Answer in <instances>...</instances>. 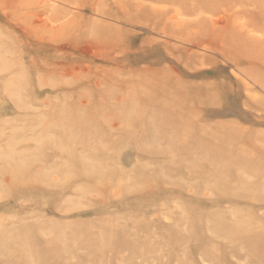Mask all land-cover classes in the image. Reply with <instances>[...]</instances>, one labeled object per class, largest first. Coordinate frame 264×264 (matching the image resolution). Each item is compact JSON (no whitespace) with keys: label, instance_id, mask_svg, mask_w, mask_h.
Wrapping results in <instances>:
<instances>
[{"label":"rangeland","instance_id":"rangeland-1","mask_svg":"<svg viewBox=\"0 0 264 264\" xmlns=\"http://www.w3.org/2000/svg\"><path fill=\"white\" fill-rule=\"evenodd\" d=\"M0 83V264H264V0H0Z\"/></svg>","mask_w":264,"mask_h":264},{"label":"bare ground","instance_id":"bare-ground-1","mask_svg":"<svg viewBox=\"0 0 264 264\" xmlns=\"http://www.w3.org/2000/svg\"><path fill=\"white\" fill-rule=\"evenodd\" d=\"M1 84V89L3 88V90L5 91L6 89H8V87L6 86V84L5 83H0ZM0 89V90H1ZM3 90H1L2 92H3ZM63 127V126H62ZM87 130V129H86ZM63 130L61 131V133H60V136H63V135H65V134H63ZM65 132H67V131H65ZM80 132H84V130L83 131H80ZM66 136H67V134H66ZM80 138L82 139V134L80 135ZM86 140L83 142L84 143V145H86ZM89 146H90V144H89ZM26 156V155H25ZM24 156V157H25ZM41 156V155H40ZM28 158V157H27ZM25 159H26V157H25ZM27 160V159H26ZM26 163V162H25ZM20 165V166H19ZM7 167V169H9V170H12L11 172H12V175L14 176V181H18V175L20 174V173H22V171L25 169L24 168V166L20 163V164H18V161H15L14 163L12 162H10V166H8V165H6Z\"/></svg>","mask_w":264,"mask_h":264}]
</instances>
